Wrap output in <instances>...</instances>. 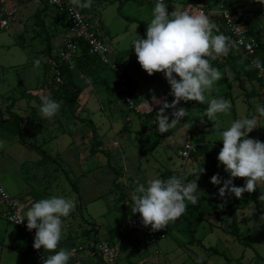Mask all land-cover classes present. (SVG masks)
<instances>
[{
	"label": "rangeland",
	"instance_id": "obj_1",
	"mask_svg": "<svg viewBox=\"0 0 264 264\" xmlns=\"http://www.w3.org/2000/svg\"><path fill=\"white\" fill-rule=\"evenodd\" d=\"M164 2L169 13L181 10L180 5L186 3L200 6L210 4L212 8L216 3L215 0H209V3L204 0ZM17 3L28 9L25 22L23 13L19 12L9 22L7 29H0V108L3 118H7L4 109L8 101L3 96L16 98L13 111L24 121L22 132L26 144L19 143L16 137L10 138L0 133V183L10 195L24 198L29 206L33 200L53 195L76 201L75 210L64 218L63 237L55 251L64 249L69 252L86 247L84 251L79 250L80 258L71 257L69 264H103L97 258L88 257V241L82 233L87 230L86 221L89 220L100 228L99 239L112 247L117 241L118 232L114 242L105 238L115 230L121 231L123 238L136 240L134 253L117 248V257L111 264H263L258 255L264 259V183L251 193L245 192L239 199L234 196L221 198L216 189H209L206 198L199 199L197 205L188 202V208L197 209V215L187 212V208L179 219L164 228L166 238L155 246L140 248L137 233L125 223L118 226L122 203L131 201L138 183H146L155 176L166 180L171 177L168 171L176 172L174 176L180 177L183 170L185 182H191L196 175L204 172L201 182L214 188L210 178L216 174L215 170L209 168L195 173L205 160L199 148L202 142L198 130L204 132V142L213 152V158L216 157L214 147H222V141L218 140L220 131L230 126L235 119L257 116L258 127L249 133V137L264 140V117L256 112L258 105H264L257 90L258 80H249L236 74L247 64L246 57L240 51L233 50L226 59L222 60V56H218L213 61L214 66L221 71L222 79L211 93L206 94L202 104L208 107L211 99L226 98L232 104L230 115L220 114L215 121H206L200 109L185 108L188 114L181 119V123L167 133L160 134L152 124L160 107L153 103V97L168 100L170 87L163 73L149 76L141 68L130 46L135 33L142 38L145 36L156 0H94L90 8H78L94 25L98 35L109 44L112 55L115 57L118 54L116 62L126 78L130 98L140 111L138 114L130 113L125 108L120 87L114 83L112 72L84 56H78L72 62L70 70L82 92L73 107L68 108L61 89L53 88L52 70L46 64L59 54L63 37L68 31L67 24L60 12L50 7V20L61 31L56 32L52 26L45 21L41 23L42 20L34 16L35 7L42 8L41 5L29 9L34 4L21 0H17ZM236 8L251 19L254 30L260 31L261 41L264 42V4L258 0H236ZM214 23L221 33L220 24ZM36 59L41 60L39 68L34 66ZM44 95L61 103L60 111L51 120L44 119L39 113L41 97ZM171 111L166 110V114ZM126 116H130V122L126 121ZM88 120L92 121L98 140L101 141L102 151L95 155L89 152L94 140L93 127ZM66 132L77 146H83L81 148L84 149L79 156L73 149L63 150L68 141L64 137L59 141L61 155L54 158L60 168L42 161V156L32 149L40 146L48 154L52 150L56 153L60 149L54 148L56 144L50 140ZM187 141L196 145V151L186 162L178 156L177 151ZM221 173L224 179L228 178L223 165ZM198 178L202 179V176ZM67 179L75 184L77 192ZM245 179L233 178L234 184L243 186ZM46 185L47 191L44 190ZM213 197L219 199L213 202L209 199ZM232 208H236L241 243L231 233ZM187 213L191 215L190 218L186 217ZM95 230L92 227L87 231ZM197 240L225 256L207 252L197 244ZM5 253L4 264H28L23 263V257L15 251L11 253L6 249ZM43 253L46 257L54 254L44 249Z\"/></svg>",
	"mask_w": 264,
	"mask_h": 264
},
{
	"label": "clouds",
	"instance_id": "obj_2",
	"mask_svg": "<svg viewBox=\"0 0 264 264\" xmlns=\"http://www.w3.org/2000/svg\"><path fill=\"white\" fill-rule=\"evenodd\" d=\"M264 4V0H258ZM80 9L90 8L94 0H72ZM215 30V32H214ZM219 29L209 15L203 11L190 13L185 10L169 13L164 0H156L152 18L145 36L135 33L130 46L134 49L141 68L149 75L163 73L170 86L169 103L153 97V103L160 105L154 123L160 134L167 133L181 123L188 111L177 107L182 101L203 102L211 93L222 73L213 61L218 56L227 55L235 43L230 37L219 33ZM40 59L34 61L39 68ZM256 68L264 70V61L257 58ZM232 104L226 98L211 99L204 116L215 121L220 114L230 115ZM61 109V103L49 95L41 97L39 113L44 119H53ZM171 109L170 114L166 110ZM256 112L264 117V105H258ZM171 116V119H170ZM258 127L257 116L235 119L226 129L220 131L222 148L217 155L220 165L228 174L223 179L219 174L210 178L213 185H221L218 195L223 198H241L245 192L251 193L264 183V142L249 137ZM201 168L199 173L203 172ZM233 178H246L243 186H236ZM200 196L196 180L185 182L183 177L171 176L166 180L155 176L146 183H138L131 196V212L139 214L143 227L151 230L164 229L175 222L191 205H197ZM76 208V201L65 196L53 195L31 204L26 212V227L35 229L34 249L53 251L44 264H69L71 254L64 249L55 251L63 237L64 218ZM21 218L19 222L24 221Z\"/></svg>",
	"mask_w": 264,
	"mask_h": 264
},
{
	"label": "built area",
	"instance_id": "obj_3",
	"mask_svg": "<svg viewBox=\"0 0 264 264\" xmlns=\"http://www.w3.org/2000/svg\"><path fill=\"white\" fill-rule=\"evenodd\" d=\"M26 3H31L36 6L48 5L55 8L65 18L68 24V31L63 37L62 48L59 54L54 59H49L46 64L51 68V78L53 84L58 87L63 84V74L61 67H68L71 69L73 60L79 56V41H81L85 47L87 54L94 58L98 64L103 67H107L113 74L114 83L120 87L122 97L124 99L125 108L130 113L138 114L140 111L134 105L130 98V90L127 86L126 78L121 73L120 65L116 62L112 56V51L109 44L104 41L97 33L94 25L83 15V13L72 3L71 0H21ZM215 7L210 10L194 5L191 3L180 5L181 10L188 11L190 13H196L203 11L209 15L210 18H215L220 22L221 33L230 37L231 41L235 43V47L227 55H222V60L226 59L233 50L240 51L247 59L248 64L252 68H256L254 61L257 59L255 56L258 42L255 37L247 32V25L238 19V15L226 5L225 0H215ZM17 8L12 4V0H0V29H7L9 22L13 21ZM259 92L264 100V70H260L257 74ZM155 107H158L155 106ZM145 119V118H144ZM126 121H131L130 116H126ZM154 126L156 124L152 122ZM264 142V141H262ZM222 147H214V152L217 155ZM196 150V146L191 142H185L181 148L177 151L178 156L188 161L191 154ZM183 170L179 174L184 178ZM30 206L18 196L10 195L4 186L0 183V220L7 224L15 226L20 232L21 236L27 240L33 247L35 229L28 230L26 227V212ZM21 218L25 220L19 222ZM139 237V247L146 248L155 246L159 241L166 238L165 230H151L149 227H143L140 223L139 214H132L131 201L128 206V213L124 220ZM92 252L91 256L95 257L103 264H111L117 257V250L107 242L91 243ZM72 249L70 251L71 257H77L79 250ZM33 257L36 260L44 259L43 247L41 249L33 248Z\"/></svg>",
	"mask_w": 264,
	"mask_h": 264
},
{
	"label": "trees",
	"instance_id": "obj_4",
	"mask_svg": "<svg viewBox=\"0 0 264 264\" xmlns=\"http://www.w3.org/2000/svg\"><path fill=\"white\" fill-rule=\"evenodd\" d=\"M43 1H45V0H43ZM204 1L206 3H209V0H204ZM225 2H226V5L229 6L234 11V13L237 14L236 7H235L236 0H225ZM198 6H200V5H198ZM41 7H42L41 9H39L38 11L35 12V14H37L36 18L38 20H40L39 19V14L43 13L44 11H46L47 9L50 8L48 5H43ZM200 7L204 8L205 10H210L212 8L210 4H209V6L206 5V6H200ZM52 9H55V8H52ZM55 10L58 12L57 9H55ZM61 16H63V15L61 14ZM63 19L65 21L64 17H63ZM238 19L240 21H243L247 25V28H248L247 32L250 35L254 36L256 41L258 42V46L256 48L255 56L257 58H259L261 61H264V44L261 42L260 31L259 30H254V25H253L251 19L248 18V16L243 17V18L238 16ZM216 22H218L220 24L219 21L216 20ZM65 23H66V21H65ZM66 29L68 30V24H67V28ZM79 49H80L79 56H84V57L89 58L90 60H92L94 62L95 59L90 57L87 54L86 47L81 41H79ZM95 62L98 63L96 60H95ZM98 65H100V64H98ZM60 70H61V72L63 74V77H64L63 84L58 86V87H56L54 85L53 88H56V89L60 88L61 89V91H62L61 94H64L63 101L66 104H68V108H72L73 105L75 104V102L77 101L79 95L81 94L82 89L75 84L72 72H71V70L68 67H61ZM260 70L261 69H258V68H252L247 62V64L245 65L244 69L240 73L236 72V74H238V76L242 75V76L246 77L247 79L252 80V79L257 78V74H258V72ZM158 81H159V79H158ZM169 92H170V88H169ZM4 99L6 101H9L8 104L6 105L5 109H4L5 112L7 113L8 117L7 118H3L2 110L0 108V133L3 134V135L8 136L10 138H15L16 137L17 140L19 141V143L24 145V144H26L25 143V139L23 137V132H22L24 121L16 112L13 111V108H14V105H15L14 99L9 98V97H4ZM172 99H173V97L171 95H168V100L170 102L172 101ZM179 106L184 107V108H198V109H200L201 112H202V115H201L202 118L204 120L208 121V119L204 116V111L207 108L206 105H204V104H202L200 102H196V101H187V102H183L182 101L179 104ZM88 122L93 127V129H92V138L94 140V144L91 146L89 152H90L91 155H95L96 153H99L100 151H102V150L99 149V147L101 146V142L98 140V136H97V133H96V130H95V127H94L92 121L88 120ZM190 123L192 125L194 124L192 121ZM198 131L200 133V141L202 142L200 144L199 148H200L201 154L204 156L205 160H204L203 163L200 164L198 170L195 173H199L201 168H203L204 170L211 168V169L215 170L216 174H219V176L224 179V177H223V175L221 173L222 165L217 163V161H216L217 158L216 157L213 158V152H211V150L208 148L207 144L204 142V138H203L204 132H201V130H198ZM32 149L37 151L42 156V161H45V162H48V163L49 162L53 163L58 168H60L58 163H57V161L55 159L51 158L48 154H46V152L40 146L39 147H36V146L32 147ZM193 154H195V152L191 154L190 158L193 156ZM107 161L109 163V159H107ZM63 173L65 175L67 174L65 171H63ZM168 173H171V176H172V172L168 171ZM67 180L70 182L69 179H67ZM234 181L235 180H233V182ZM70 185L72 186L73 190L75 192H77V187L75 186V184L70 182ZM221 186H222V184L221 185H214V187L216 189H218ZM127 213H128L127 207L125 205H122V212H121V215H120V218H119V221H118V226H120V225H122L124 223V220H125V218L127 216ZM230 216H231V224H230L231 233L235 237H237L239 239L236 208H232L231 209ZM196 242H197V244L199 246H201L203 249H205L207 252H209L211 254H215V255H219V256H225V254H223L222 252H219L217 249H215L213 247H205V246H203V244L201 243L200 240H197ZM239 242L241 243L240 239H239ZM243 245L247 246L248 244H243ZM15 249H17V247H15ZM32 254H33V247H32V245L30 243H28L27 248L25 249V251L22 252V255L27 257V260L31 264H44L45 258L35 261L33 259ZM258 257L260 258V260H262V262L264 264V259L261 256H259V255H258Z\"/></svg>",
	"mask_w": 264,
	"mask_h": 264
},
{
	"label": "crops",
	"instance_id": "obj_5",
	"mask_svg": "<svg viewBox=\"0 0 264 264\" xmlns=\"http://www.w3.org/2000/svg\"><path fill=\"white\" fill-rule=\"evenodd\" d=\"M12 4L17 8V13H19V12H21V13H23V16H24V22H25V19H26V11L28 12V9H26L27 7H23V5H19L18 3H17V0H12ZM187 4V3H186ZM183 5V4H182ZM35 7L36 5H30L28 8L29 9H31L32 7ZM77 7V6H76ZM235 7H236V5H235ZM78 8V7H77ZM39 9H41V8H37V7H35V12L36 11H38ZM51 9H48V10H46V11H44L43 13H40L39 14V19L40 20H42L41 21V23L43 22V21H45V23H47L48 25H50V26H52L53 27V29L54 30H56V32H61L60 31V29L58 28V26L56 25V24H54L53 22H51V20H50V18H51ZM236 11H237V8H236ZM34 12V11H33ZM237 14H238V16H240V17H246L245 15L246 14H243V13H240V12H238L237 11ZM36 15L37 14H34V16L36 17ZM38 17V16H37ZM212 20H213V22L215 21L216 22V19L215 18H211ZM53 21V20H52ZM218 23V22H217ZM262 38V37H261ZM262 42V41H261ZM263 44H264V42H262ZM52 46V45H51ZM52 47H54V46H52ZM59 49H61V47L59 48ZM58 49V50H59ZM113 56V55H112ZM114 57V56H113ZM114 59L117 61L118 60V54H116L115 55V57H114ZM221 61V60H220ZM220 61H219V63H220ZM234 61V60H233ZM233 64H234V62H233ZM246 78V77H245ZM257 87H258V85H257ZM258 92H259V87H258ZM42 92L44 93V91L42 90ZM259 95H260V98H262V96H261V94H260V92H259ZM4 97H7V96H3V98ZM10 98V97H9ZM14 100H15V107H16V98H13ZM5 100V99H4ZM253 100V99H252ZM254 101V100H253ZM9 102V101H8ZM130 122V121H129ZM68 133H69V131H67ZM61 133V134H59V135H57L56 137H53L51 140H50V142L51 141H53L54 140V144H56L55 145V147L54 148H58V149H60V150H56V153H53V150L50 152L49 151V153L50 154H48V152H46V154H48L51 158H58V156L59 155H61V150H62V147H59V141H61L64 137H67V139H68V141H67V143H65V146H63V150L66 148V149H73L74 151H76V154L79 156L80 154H82V149H84V148H81V147H83V146H77L76 145V142L73 140V138H72V136H69L68 135V133ZM72 135V134H71ZM100 141V140H99ZM262 141H264V140H262ZM101 142V141H100ZM101 147V146H100ZM100 147H99V149H100ZM90 150V149H89ZM63 153V152H62ZM96 154H98V153H96ZM108 163V162H107ZM171 172V171H170ZM175 173L176 172H172V176H174L175 175ZM203 175H204V172L202 173V175H196L195 177H194V179L192 180V181H194V180H196V183H197V181L199 182V184L197 183V185H198V191L201 193L200 194V199L201 198H206V196L208 195V192H209V189H211L212 188V190L213 189H216L215 187L213 188L212 186H210V185H208L206 182H201V180H203ZM199 176H202V179H196V177H199ZM204 187V188H203ZM47 185L45 186V188H44V190H46L47 191ZM216 191H218V189H216ZM25 192H27L28 193V191H25ZM30 194V193H29ZM226 197V196H225ZM22 198V197H21ZM214 198H217V197H213L212 199L211 198H209L211 201H213L214 202V200H218V199H214ZM224 198V197H223ZM22 199H24V198H22ZM33 202H35L34 200L31 202V204L33 203ZM128 203H130V201H126V202H123L122 203V205H125L126 207H127V211H128ZM190 207V206H189ZM193 208V207H192ZM187 212H190V214H195V216L197 215V213H198V211H197V209H194V210H190L189 208H188V210H187ZM186 217L187 218H190L191 217V215H188V213L186 214ZM199 218V217H198ZM87 222V226H88V228H86L87 230H89V229H91L92 227H95V231L94 232H88L87 230H83L82 232V236H84L86 239H87V241H88V243H87V246H88V250H89V256L88 257H92L91 256V252H92V249H91V247H90V245H91V243H100V242H106V241H101L100 239H99V231H100V228L99 227H97L96 226V224H92L91 222H89V220L88 221H86ZM16 230V232H14L13 233V231H15ZM164 230V229H163ZM86 232V233H85ZM96 232V233H95ZM117 232H118V238H116V236H117ZM121 231H118V230H115L114 232H112L111 233V235L109 236V237H107V238H105V240H108V241H113L114 240V238H116L117 239V241L116 242H114L115 243V245H114V247H115V249L117 250V248H123L124 250H128L127 251V253H134V247H133V245H135L136 243H135V241L136 240H134V238H131V239H129V238H123V236H121ZM70 233H68V235H69ZM18 235H20V237L21 238H19V236ZM95 236V237H94ZM20 241H23V243L24 244H21V242ZM28 241L27 240H25V239H23L22 238V236H21V234H20V232L18 231V229L15 227V226H13V225H10V224H7V223H5L4 221H2V220H0V264H4V261L6 262V256H7V254L5 253V251H6V249H8L9 251H11V253H13V251H15V252H17V253H19L23 258L22 259H24L22 262L23 263H28V264H31L28 260H27V257H25L24 255H22V252L23 251H25V249L27 248V245H28ZM15 247H17V249H15ZM85 248L86 247H83V249H82V251H84L85 250ZM136 249H138V248H136ZM71 251V250H70ZM69 251V252H70ZM86 254V256L88 255L87 253H85ZM32 256H33V254H32ZM45 256V255H44ZM34 258V257H33ZM47 257L45 256V259H46ZM72 258H80V254H78V256L77 257H72ZM95 258V257H94ZM21 262V263H22Z\"/></svg>",
	"mask_w": 264,
	"mask_h": 264
}]
</instances>
